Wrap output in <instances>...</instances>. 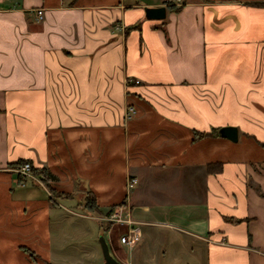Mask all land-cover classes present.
<instances>
[{
  "label": "crops",
  "instance_id": "0c3cea01",
  "mask_svg": "<svg viewBox=\"0 0 264 264\" xmlns=\"http://www.w3.org/2000/svg\"><path fill=\"white\" fill-rule=\"evenodd\" d=\"M82 194L140 229L119 264H264V0H0V264H57Z\"/></svg>",
  "mask_w": 264,
  "mask_h": 264
},
{
  "label": "rangeland",
  "instance_id": "374dc122",
  "mask_svg": "<svg viewBox=\"0 0 264 264\" xmlns=\"http://www.w3.org/2000/svg\"><path fill=\"white\" fill-rule=\"evenodd\" d=\"M16 168H18V166ZM32 174H33L32 178L34 180L41 181L39 177L33 173V171ZM26 178L31 179V177H26ZM26 178L24 179V181H26ZM82 198L83 199L81 200V204L83 206L86 205L90 207L91 206L90 204H93L92 198L88 194H82ZM59 203L61 205V213L63 212L65 221L62 223L61 226L62 228L57 229L56 227H54V239L56 240L55 241L56 244L53 247V250H54V255L60 257L57 258L56 260L57 264H81L79 263L81 260L86 261V263L102 264L104 255L100 250L101 244L99 242V239L102 237L105 241L107 240L106 238L108 234L103 229H105L106 226H109L107 231L110 230V228L112 227L116 228L115 230H118L116 233L115 231L112 233L118 240V236L121 230L123 229V227L120 226L118 227V225H116V223H114L113 220L108 219V216L113 210H117L118 208H123L124 205L122 204L118 205L114 207L110 213L106 212L102 216H99L96 213V211H93L92 208L87 209L86 207H84L89 211L83 210V212L81 208H78L79 210V211L77 210L78 212L83 213V215L85 213L86 215V217H80V216H74L70 214L69 211H67L65 199H61ZM90 215L91 216L93 215V218L89 217ZM76 223L78 224V226H81L79 231L77 230ZM58 237L60 238L58 239ZM62 239L64 242L62 241ZM93 247L94 249L99 248V253H98L99 255L97 254L98 255L97 257L96 256L93 257L94 256V254H92Z\"/></svg>",
  "mask_w": 264,
  "mask_h": 264
},
{
  "label": "built area",
  "instance_id": "2783aa9c",
  "mask_svg": "<svg viewBox=\"0 0 264 264\" xmlns=\"http://www.w3.org/2000/svg\"><path fill=\"white\" fill-rule=\"evenodd\" d=\"M36 14L38 15L39 19L43 17L42 15V8L36 9ZM134 82L139 83L137 80ZM135 113V108L132 105H129L126 108V117L129 118ZM16 172L20 175V184H24V179L26 177L33 176L31 171V164L29 162H24L18 168H16ZM129 184L128 186L131 188L134 184H136V179L131 178L128 180ZM108 219L113 220L118 227H123L121 230L118 240L119 243L122 245H125L127 247H133L134 244H136L140 240V229L138 226L135 225L134 221H132L129 217V213L127 210L123 208H118L117 210H113L109 216Z\"/></svg>",
  "mask_w": 264,
  "mask_h": 264
},
{
  "label": "trees",
  "instance_id": "16d2710c",
  "mask_svg": "<svg viewBox=\"0 0 264 264\" xmlns=\"http://www.w3.org/2000/svg\"><path fill=\"white\" fill-rule=\"evenodd\" d=\"M170 8H172V9H178V7H175L174 4H171ZM133 27L136 28V27H138V25L135 24V25H132L131 27H128V28H133ZM218 129H219V127H217V128L215 127L210 132H201V133L195 132L194 133V137L195 138H198V137L201 138L202 136H219ZM24 162H25V160H17V162L16 163H12L11 166L17 167V166H20L21 164H23ZM207 168H208L209 171L216 170V168L214 169V167L212 165L208 166ZM31 171H33V173L36 176L39 177V179L43 182L44 185H47V187L49 188V190H50L51 194H53V196L61 197L62 194L67 195L66 193H59V192H57V190H55L52 187V185H50V181L55 180L56 178L48 170H46V169H44L42 167L41 168H36L33 165H31ZM89 196H90V194H89ZM92 202H93V204H90L91 205L90 207H88L86 205L85 206L88 207V209L94 208L95 205H94L93 198H92ZM114 207H116V206H111L108 209V213H110L111 210H113ZM108 227L109 226H106L105 229H104V231H107ZM24 250L27 251L30 256L34 257L33 252H31V251H29V250H27L25 248H24Z\"/></svg>",
  "mask_w": 264,
  "mask_h": 264
},
{
  "label": "water",
  "instance_id": "95a60500",
  "mask_svg": "<svg viewBox=\"0 0 264 264\" xmlns=\"http://www.w3.org/2000/svg\"><path fill=\"white\" fill-rule=\"evenodd\" d=\"M145 15L149 19H163L165 18L166 10L163 6H158L154 8H145ZM218 134L221 137L230 139L231 141H237V128L235 126H222L218 129ZM101 251L104 255V264H119L114 256L109 253L107 243L104 239L100 238Z\"/></svg>",
  "mask_w": 264,
  "mask_h": 264
}]
</instances>
